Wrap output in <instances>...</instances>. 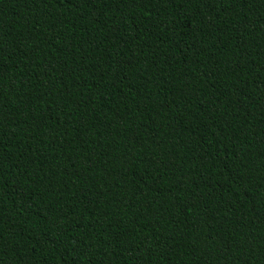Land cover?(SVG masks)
I'll return each mask as SVG.
<instances>
[{"label":"trees","instance_id":"16d2710c","mask_svg":"<svg viewBox=\"0 0 264 264\" xmlns=\"http://www.w3.org/2000/svg\"><path fill=\"white\" fill-rule=\"evenodd\" d=\"M0 264H264V0H0Z\"/></svg>","mask_w":264,"mask_h":264}]
</instances>
